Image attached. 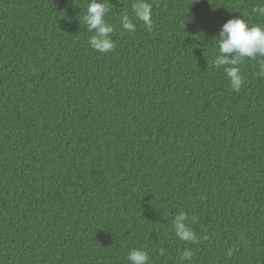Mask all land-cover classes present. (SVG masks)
<instances>
[{"label": "trees", "instance_id": "obj_1", "mask_svg": "<svg viewBox=\"0 0 264 264\" xmlns=\"http://www.w3.org/2000/svg\"><path fill=\"white\" fill-rule=\"evenodd\" d=\"M104 2L102 54L89 0H0V264H264L262 58L238 91L213 63L222 25L264 24V0H148L152 31Z\"/></svg>", "mask_w": 264, "mask_h": 264}, {"label": "clouds", "instance_id": "obj_2", "mask_svg": "<svg viewBox=\"0 0 264 264\" xmlns=\"http://www.w3.org/2000/svg\"><path fill=\"white\" fill-rule=\"evenodd\" d=\"M134 17L142 21L148 31H152V6L148 0H133L131 5ZM110 11L104 0H89L87 13L84 16V24L89 32H94L89 38L90 47L100 53H108L115 48L112 39L114 28L108 23L105 17ZM259 15L264 16V7L258 6L253 9ZM123 30L134 32L136 25L128 14L121 17ZM219 54L215 56L213 63L217 66H224V72L229 79L230 86L239 90L243 77L239 65L245 58H262L260 62L261 74H264V24L250 25L248 21L237 17L228 20L221 27L218 36ZM189 217L185 212H180L172 220V227L175 235L184 242H197L199 237L189 226ZM243 238V237H241ZM163 254V249H161ZM193 250L186 249L182 259L191 261ZM128 264H150L149 253L142 248L131 249L126 257Z\"/></svg>", "mask_w": 264, "mask_h": 264}]
</instances>
